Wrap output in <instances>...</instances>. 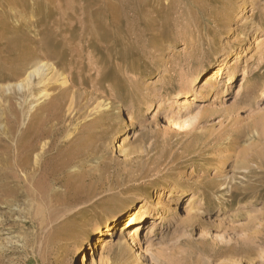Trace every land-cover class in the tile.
Returning <instances> with one entry per match:
<instances>
[{
	"label": "rangeland",
	"instance_id": "rangeland-1",
	"mask_svg": "<svg viewBox=\"0 0 264 264\" xmlns=\"http://www.w3.org/2000/svg\"><path fill=\"white\" fill-rule=\"evenodd\" d=\"M262 92L264 0H0V264H264Z\"/></svg>",
	"mask_w": 264,
	"mask_h": 264
},
{
	"label": "bare ground",
	"instance_id": "bare-ground-1",
	"mask_svg": "<svg viewBox=\"0 0 264 264\" xmlns=\"http://www.w3.org/2000/svg\"><path fill=\"white\" fill-rule=\"evenodd\" d=\"M241 53H236L235 56H239V58L242 57ZM221 60V64L218 67V70L215 71V75L214 77L209 80V82H207L205 84V86L203 87L202 92L198 93V86L200 85L201 81H200V71L195 73L192 79L191 84L188 82H186L184 79L182 81V83L180 84V89L178 91H176L175 93L170 94L171 96H173V99H179V98H183L185 99V103L183 105H181V109L182 110H190L192 107V102L190 99H193L192 101H196L197 103H205L207 101H209L210 98H212L213 96H218V90H219V85L222 82V80L224 79V77L227 75V80H228V84L226 86L231 85L232 83H234L236 81V72L238 70V66L235 68H230V60H232L231 56L229 57H225L224 55L218 56L215 55V60L217 61V63L220 62ZM228 70L230 71L228 73ZM62 74H59L56 70V68L52 65H50L47 62H40L39 64H37L34 68H32L26 75L25 79H23L22 81H20L19 83H17V88H24L29 87L30 84L32 83V80L36 78L38 79V85L45 87L47 86V84L53 82L54 80H58L60 78H62V76H60ZM48 76H51L50 78H47ZM49 82V83H48ZM62 85L64 87H67V85H69V81L65 78L62 80ZM227 92V91H226ZM50 96V93L47 91H43V93L40 95V98L37 101H40L43 98H47ZM262 98V99H260ZM264 99V92H262L258 98V100H263ZM211 100V99H210ZM216 105V104H215ZM73 106V101L69 107V109L71 110ZM152 106L151 104L147 105V108L150 109ZM204 111V110H203ZM203 111L201 113V115L203 114ZM225 111L228 113L229 111L227 109H225ZM189 113V112H188ZM236 115H237V120L236 122L239 123V113L237 111H235ZM264 114V113H263ZM262 114V115H263ZM200 115V116H201ZM197 117L193 116V112H191L189 114V118H186L184 123V127L189 126L192 122L195 121ZM264 121V117L262 118ZM253 145V144H252ZM251 146V145H250ZM250 148V147H249ZM255 149V148H254ZM253 149V150H254ZM249 151V150H248ZM246 152V151H245ZM257 153V152H256ZM260 153V152H259ZM258 153V156L261 154ZM247 152L245 153V156H247ZM256 155V154H255ZM236 163V162H235ZM141 198V197H140ZM132 208V207H131ZM125 212V211H122ZM147 214V210L142 209L136 214L133 213V221H131L130 223H128L127 227H131L133 225H138L137 227L133 228L132 230L135 229V231L132 233L131 237H132V241L135 243L138 241V231L137 229H139V225L142 223V221H144V217ZM116 214H113L112 216H114ZM112 216H108L104 219V224L106 230L109 232L112 229H114L115 227H112L114 223H116V221L119 218H112ZM118 222V221H117ZM103 226L102 224H97L95 227V232L100 233L102 232ZM131 230V231H132ZM131 231H129L131 233ZM137 239V240H135ZM88 241H86L87 243ZM106 249V248H105ZM130 245L128 244V240H125L123 242H119L116 247L114 248V251L117 253L119 260L121 259L120 264H126L125 262L122 261V257L125 256L126 254L128 255L130 250Z\"/></svg>",
	"mask_w": 264,
	"mask_h": 264
}]
</instances>
